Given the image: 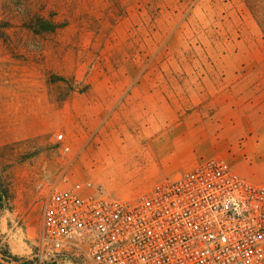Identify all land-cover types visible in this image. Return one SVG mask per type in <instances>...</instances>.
<instances>
[{
	"label": "rangeland",
	"instance_id": "obj_1",
	"mask_svg": "<svg viewBox=\"0 0 264 264\" xmlns=\"http://www.w3.org/2000/svg\"><path fill=\"white\" fill-rule=\"evenodd\" d=\"M227 104L264 132V31L245 0H0V264L39 255L42 179L67 166L86 194L136 197L157 183L158 137L204 123L245 139Z\"/></svg>",
	"mask_w": 264,
	"mask_h": 264
},
{
	"label": "built area",
	"instance_id": "obj_2",
	"mask_svg": "<svg viewBox=\"0 0 264 264\" xmlns=\"http://www.w3.org/2000/svg\"><path fill=\"white\" fill-rule=\"evenodd\" d=\"M68 152L65 133L56 135ZM70 183L67 166L38 184L37 258L12 264H264V183L210 159L133 198Z\"/></svg>",
	"mask_w": 264,
	"mask_h": 264
},
{
	"label": "crops",
	"instance_id": "obj_3",
	"mask_svg": "<svg viewBox=\"0 0 264 264\" xmlns=\"http://www.w3.org/2000/svg\"><path fill=\"white\" fill-rule=\"evenodd\" d=\"M25 86H52L42 83L40 78L35 76H26L23 78ZM18 83V82H16ZM21 83V80L19 81ZM14 84V82H13ZM14 86V85H9ZM16 86H21L16 85ZM226 97V96H225ZM209 98V97H208ZM234 104V103H233ZM223 115L233 116L238 114L245 120V124L249 123L252 113L243 111L242 107L227 104L222 109ZM241 120V119H240ZM187 128L183 136L176 137L173 132H170L169 139L165 137L157 138V171H152L154 175L152 179L157 178V183L165 178H176L187 171L193 170L203 162L210 159L224 160L231 165L233 170L240 176L249 181L259 184L264 183V132L255 126L248 125L245 139L239 142L241 137L230 136L217 133V130L207 132L204 128V123L197 126L200 128L197 135L194 137L193 126ZM241 123L235 119L229 121L228 128L233 130L239 127ZM250 126V127H249ZM252 132V133H251ZM221 137L220 139L218 137ZM225 138L229 140L225 142ZM231 147L237 159L232 160V156L226 154V149ZM219 148L222 151H219ZM124 163H131L132 158L126 157Z\"/></svg>",
	"mask_w": 264,
	"mask_h": 264
},
{
	"label": "trees",
	"instance_id": "obj_4",
	"mask_svg": "<svg viewBox=\"0 0 264 264\" xmlns=\"http://www.w3.org/2000/svg\"><path fill=\"white\" fill-rule=\"evenodd\" d=\"M248 8L251 10V12L255 15L259 23L261 24V27L264 31V0H245ZM49 30H54L56 28V25L52 22H48ZM10 197L9 190L4 189L2 184L0 183V208H1V202L3 198ZM11 258L12 260L19 261L20 257L17 255H9L8 252L3 253V260L4 264H12V260H9ZM30 264H33L34 261H30ZM25 264V263H24ZM29 264V263H28ZM45 264H51L49 262Z\"/></svg>",
	"mask_w": 264,
	"mask_h": 264
}]
</instances>
